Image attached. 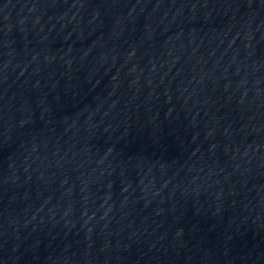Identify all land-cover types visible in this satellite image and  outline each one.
<instances>
[{"label":"water","instance_id":"1","mask_svg":"<svg viewBox=\"0 0 264 264\" xmlns=\"http://www.w3.org/2000/svg\"><path fill=\"white\" fill-rule=\"evenodd\" d=\"M0 264H264V143L154 0H0Z\"/></svg>","mask_w":264,"mask_h":264}]
</instances>
